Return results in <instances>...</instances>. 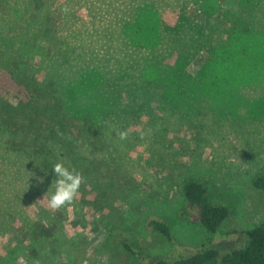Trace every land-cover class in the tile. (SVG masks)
<instances>
[{
    "label": "rangeland",
    "instance_id": "rangeland-1",
    "mask_svg": "<svg viewBox=\"0 0 264 264\" xmlns=\"http://www.w3.org/2000/svg\"><path fill=\"white\" fill-rule=\"evenodd\" d=\"M91 1L113 30L150 1L153 22L163 25L160 35L201 32L214 47L186 67L188 97H167L154 117L158 126L133 124L141 111L132 107L130 119L120 122L136 126L128 142L116 137L110 118L104 124L99 108L95 121L63 116L49 129L48 111L37 108L54 105L56 97L42 70L17 85L0 73V147L10 165L5 175L0 169V264H150L174 251L151 231L150 220L170 226L176 246L187 250L243 246L245 231L264 222V193L251 187L264 174V0ZM90 3L0 0V60L14 35L27 37L25 51L40 49L41 56L23 65L29 71L55 52L75 53L69 37L91 32ZM58 162L82 173L85 183L72 205L54 211L42 200L55 190ZM187 178L228 208L215 234L204 230L186 202L181 187ZM125 244L145 260L129 257Z\"/></svg>",
    "mask_w": 264,
    "mask_h": 264
},
{
    "label": "trees",
    "instance_id": "trees-1",
    "mask_svg": "<svg viewBox=\"0 0 264 264\" xmlns=\"http://www.w3.org/2000/svg\"><path fill=\"white\" fill-rule=\"evenodd\" d=\"M87 1L91 2L89 6L93 17L95 16L94 23L90 24L91 32L84 37H69L70 44H74L78 51L65 52L63 57H58V52H55L29 71L23 65H30L29 58L32 62L34 57L41 56L40 49L33 51V48H29L25 51L27 37L14 35L12 39H8L10 45L0 60V73L17 85V80L24 75L31 73L39 76L41 70L43 75L47 72L46 78L42 75L41 79H47L50 93L56 99L54 105L46 104L37 109L40 113L48 111L43 115L49 119V129L55 127L58 119L63 121V116H87L95 121L94 110L99 108L100 111L97 112L101 114L104 124L107 119H111L116 137L119 138L118 131L126 130L129 133L124 140L128 142L136 138L132 132L136 130V126L122 127L120 122L130 119L132 107L138 105L141 111L139 120L135 119L133 124H142L145 129L158 126L159 123L155 124L157 119L154 117L162 114L163 103L166 105L167 97H188L191 76L186 67L198 52L214 47L212 38L208 39L201 32L191 36L184 31L177 35H160L164 31L163 25H155L153 22L150 12H153V5L150 1L142 5L140 14L129 15L121 30H113L111 24L108 25L107 20L96 13L93 2ZM79 39L83 41L82 44ZM33 44L35 43L31 45ZM62 45H68V41H62ZM206 71L207 67L203 75ZM201 88L202 85L199 90ZM193 95H196L195 92ZM44 123L45 120L39 124L40 127ZM95 124L97 127L101 126L96 122ZM31 125L37 128L34 122ZM47 127L44 128L48 129ZM0 141V146L5 148L1 137ZM2 148L0 147V169L3 173L9 172L10 165L3 157ZM251 187L264 193V174L256 175ZM181 190L189 206L197 211L200 225L205 231L215 234L228 217V208L213 203L206 186L195 179L184 180ZM4 199L5 195L0 201ZM12 205L16 207L17 203ZM148 227L152 232L161 235L174 249L173 252L153 258L150 264H264V222L245 231L243 246L226 252L213 247H200L195 250L178 247L170 226L159 220H150ZM124 248L129 257L132 256L139 262L145 260L141 251L133 250L127 244Z\"/></svg>",
    "mask_w": 264,
    "mask_h": 264
},
{
    "label": "clouds",
    "instance_id": "clouds-1",
    "mask_svg": "<svg viewBox=\"0 0 264 264\" xmlns=\"http://www.w3.org/2000/svg\"><path fill=\"white\" fill-rule=\"evenodd\" d=\"M117 135L123 141L127 139L128 132L126 130L118 131ZM52 171L56 177L53 181L55 190L50 198L47 193L42 201L47 200L48 207L55 211L74 203L79 195L81 185L85 183V178L75 168L66 167L60 162L53 166Z\"/></svg>",
    "mask_w": 264,
    "mask_h": 264
}]
</instances>
